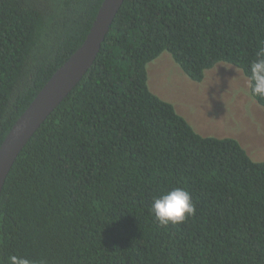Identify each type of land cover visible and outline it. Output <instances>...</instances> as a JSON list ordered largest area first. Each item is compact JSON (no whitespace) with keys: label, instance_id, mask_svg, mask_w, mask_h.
Masks as SVG:
<instances>
[{"label":"trees","instance_id":"obj_1","mask_svg":"<svg viewBox=\"0 0 264 264\" xmlns=\"http://www.w3.org/2000/svg\"><path fill=\"white\" fill-rule=\"evenodd\" d=\"M103 1L0 0V145L84 42ZM262 49L264 0H124L92 66L10 170L0 264L12 255L33 264H264V160L235 137L198 132L150 89L147 68L167 51L194 81L220 62L250 81ZM177 187L195 213L161 225L153 199Z\"/></svg>","mask_w":264,"mask_h":264},{"label":"rangeland","instance_id":"obj_2","mask_svg":"<svg viewBox=\"0 0 264 264\" xmlns=\"http://www.w3.org/2000/svg\"><path fill=\"white\" fill-rule=\"evenodd\" d=\"M147 68L150 89L172 102L198 132L235 137L254 160H264V106L251 95L249 78L240 68L220 62L197 82L167 51Z\"/></svg>","mask_w":264,"mask_h":264},{"label":"water","instance_id":"obj_3","mask_svg":"<svg viewBox=\"0 0 264 264\" xmlns=\"http://www.w3.org/2000/svg\"><path fill=\"white\" fill-rule=\"evenodd\" d=\"M124 0H104L84 42L53 73L0 145V198L17 157L95 61Z\"/></svg>","mask_w":264,"mask_h":264},{"label":"clouds","instance_id":"obj_4","mask_svg":"<svg viewBox=\"0 0 264 264\" xmlns=\"http://www.w3.org/2000/svg\"><path fill=\"white\" fill-rule=\"evenodd\" d=\"M250 87L253 96L264 99V49L258 53L250 65ZM152 212L161 225L182 223L186 216L195 213V206L190 193L180 187L171 189L153 199ZM8 264H33L28 258L12 255L8 258Z\"/></svg>","mask_w":264,"mask_h":264}]
</instances>
